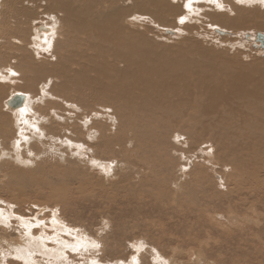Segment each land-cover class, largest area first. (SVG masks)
<instances>
[{
	"label": "rangeland",
	"instance_id": "obj_1",
	"mask_svg": "<svg viewBox=\"0 0 264 264\" xmlns=\"http://www.w3.org/2000/svg\"><path fill=\"white\" fill-rule=\"evenodd\" d=\"M122 1L119 2L122 4ZM135 1L138 0H130L124 6L132 11V16L128 15L125 21L139 27L135 33L146 37V44L150 46L146 45L145 50L152 61L161 60L160 63L166 65L174 59V65H180L191 60L200 63L202 72L222 70L228 73L229 70L232 72L233 66L221 63L219 58L226 59L225 62L235 61L244 69L264 60V50L259 49L256 42V35L264 34V26L256 28L249 24L248 28L224 29L214 27L215 23L206 17L209 12L226 19L234 18L235 12L227 14L232 12L233 6L242 12L257 9V15L263 16L264 4L246 5L240 0H214L208 4L206 1L192 2L190 7L196 14L192 10L191 20L182 14L176 21L174 17L172 25H162L150 13L139 18L140 13L133 9L138 5ZM166 1L172 3L174 0ZM9 3L0 5V20L7 21L0 25V74L2 70L8 75V68L15 72L4 81L0 78V88L4 87L0 89V264H25L24 257L18 256L17 248L26 246L23 237L26 238L27 233L37 240L44 239L43 248L60 250L56 255L60 259L57 260L38 249L30 252L25 247V257L28 260L33 258V264H264V173L258 174V169V177L255 176L258 180H251L246 175L248 172L234 171L231 166L223 165L215 157L221 152L218 151L219 143L205 141L216 136L215 132L220 131L218 128L211 129L201 139L200 134H190L191 127L187 123L176 131H159L165 137L161 140L150 135L153 130L155 132L154 122L146 126L141 124L138 127L143 134L142 140L137 141L134 149L128 141L132 136L131 128L110 109L96 107L86 123L79 116L82 111L73 114L72 105L52 108L51 100H59L56 97L37 100L42 87L49 91L53 84L56 88L61 84L57 73L61 60L55 57L63 53L60 51L63 44L59 41L50 53H42L39 57L42 59H39L32 55L36 51L34 47H25L26 40L22 37L18 38V44L13 43V35L8 31L11 29L9 18L4 14H10L21 4ZM116 4L119 6L118 2ZM105 6L108 8L109 4ZM45 11L40 7L36 14L43 16ZM259 12L263 13L260 15ZM60 30L61 34L68 33L65 27ZM161 56L166 58L163 60ZM211 63L212 67L204 68ZM53 64L57 66L53 67ZM41 65L46 66L47 71L42 72L43 78L36 80L32 73ZM195 70L193 68L191 72ZM19 93L29 95L31 104L25 116L29 119L37 117L35 122L27 119L23 125L21 116L17 122L14 115L25 105L14 112L7 107L9 97ZM69 109L73 113L68 120L76 132L63 124L64 130L59 131L69 140L66 136L58 139L54 136L51 139L55 142L50 148V141L45 138L48 133L41 137L39 131L43 124L48 128L56 127L53 120H65L64 115ZM101 110L106 112L101 113L102 119L98 112ZM49 112L53 119L47 115ZM262 121L264 119L259 122ZM37 122L41 124L40 128ZM95 125L97 130L93 132L97 135L85 137ZM20 127L22 133L19 134ZM106 127L110 130L108 135L115 139L111 151L100 146L101 131H106ZM251 127L250 132L253 134L254 131L257 138L264 137V126L253 123ZM223 128L232 135L234 130ZM242 129V135L248 133ZM16 139H21L18 147L23 149L19 148V151ZM218 141L222 143V138ZM244 141L247 142V138ZM76 147L86 150L87 154L77 157L78 153H72ZM263 150L264 147L259 149L258 156L262 164L264 154L261 158L260 155ZM14 153L29 158L32 164H18ZM104 163L109 166L108 174L102 169ZM254 181L259 188L252 192ZM167 192L171 193L170 197L164 196ZM58 246L62 248L58 249Z\"/></svg>",
	"mask_w": 264,
	"mask_h": 264
},
{
	"label": "bare ground",
	"instance_id": "obj_2",
	"mask_svg": "<svg viewBox=\"0 0 264 264\" xmlns=\"http://www.w3.org/2000/svg\"><path fill=\"white\" fill-rule=\"evenodd\" d=\"M13 1L16 2V4H21V7H18V9L14 8L13 12H9L10 14L1 13L9 18L8 26L11 25V27L9 26L11 29L8 31H11V34L13 35V43H19L18 38L22 37L23 40H26L24 41L26 44L25 47L32 46L36 49L35 53L32 55L37 56V58L42 57V53L44 52L50 53V51L53 50V46L56 47V44L59 41L61 42V45L63 44L61 46L63 48L60 50L63 51V53L57 54L58 57H55L61 60L59 61V70H57L61 84L58 88L53 84L51 86L52 88H49V91H47L45 87H42V91H40L41 95H39L37 100L41 101L42 99H49L48 97L50 96L52 98L56 97L59 100H51L52 102L50 105L52 108L57 107L58 109H62L64 108V105H72L74 113L69 109L64 115V118H66L65 120H53L52 123L55 122L54 125L56 127H49V129L47 126L44 127V124L42 125L43 127H41L39 133L41 137L48 133V136L44 137L49 139L50 143L48 146L50 148L51 144L55 142L52 141V137L64 138L66 136L62 134L63 132L61 133L59 131L64 130L63 124L72 128L74 131L73 133L76 132V128L71 125L68 120L72 118H69L72 113L76 115L77 110L82 111L83 114L79 116L87 123L89 122L90 116H93V110L96 107L102 108L103 110L108 108L121 119V122L124 121V123L129 126L128 128H131L132 136L128 138V141H130L129 145H132L134 149L138 144L137 141L142 140L143 134L141 128L138 127L141 124L146 126L151 124V122H154L155 132L153 130L152 133V130L149 129V132H151L150 135H152V137H159L161 140H164L165 137L163 138V135L160 134L159 131L163 132V130L169 131L171 129L176 131L181 125H186L187 123H189L191 127V133H189L192 135L200 134L202 137L201 139L209 134L211 129L218 128L220 131L215 132L216 136L211 139H206L205 141L209 140L210 142V140H215L214 143H219L221 147L218 151L221 152L217 155L215 154V157L219 159L223 165L231 166L234 171L237 170L243 173L248 172L246 175L249 176L248 179L251 178V180L256 179L255 176H257L258 169V174L264 173V164L259 162L258 157L259 149L264 147V137L257 138L254 131L253 134L250 132L253 123H259L264 126V121L259 122L261 119H264V60L257 61L250 69H244L240 64L235 63L233 60V62H225L226 59L223 60L219 58V61L222 60L221 63L231 64L230 67L233 66L231 67L232 72L229 70L228 73H225L222 70L216 73L202 72L200 68L203 67L200 63L198 62L197 64L191 60H186L180 65H174L173 59L164 65L160 63L161 60L158 62L156 59H153V61L150 59L145 50L146 45L150 46V44H146V37L141 36L139 33H135L136 29L139 27L134 24H127L125 21V19L129 18L128 15L132 13V11H130L131 9L124 8L130 0L122 1L123 5L119 2L121 0H0V5L4 2H10L9 4H11ZM147 1L148 0L135 1L138 5H135L133 9L136 8L140 13L139 18L150 13L155 20L157 17L156 21L162 25H172L174 17L176 16V21L182 14L184 15L183 17L190 19L192 16V10L194 11V14H196V11L190 7L192 2L206 1L207 4L209 1L214 2V0H174L176 1V4L174 5V1L172 3L166 0H149L150 3ZM240 1L246 5L261 3L259 6H262V4H264V0ZM117 2L121 5L119 4V6H117ZM106 3L109 4L108 8L105 6ZM73 5L81 7L78 9ZM181 5L182 7H180ZM220 5L222 4L220 3ZM240 5L238 7H240ZM40 7H43L44 11L48 10L44 12L43 16H45V19L43 16L38 17L36 14V11H38ZM207 7L210 8V6ZM185 10L187 14H184ZM243 10L245 9L243 8ZM234 12L236 15L231 19H226L219 13V15H217L209 12L206 13V17H208L212 23H215L213 24L214 27H224V29H239V27L248 28L249 24H254V27L256 28L264 26V20H260V18H264V15L258 16L257 9H249L248 12H246V10L242 12V10L236 9L235 6H233L232 12L227 14L232 15ZM260 12L259 14L261 15L263 12ZM227 14L225 16L230 17V15ZM251 14L252 16H250ZM3 22L4 25L7 23V21L5 22L1 19L0 25ZM139 24L140 23H138V25ZM64 27L68 30L66 31L68 32L66 35L61 34L62 31L60 29H64ZM8 36L9 35L7 34V38ZM157 48L158 46L155 47L154 50H157ZM157 55L160 56L161 54L159 55L158 53ZM29 56L31 59V55ZM161 57L163 60L166 58L164 56ZM155 58L160 59V57ZM219 61H215L214 63L218 64ZM55 66L57 65H54L53 67ZM209 67H212V63L204 65V68ZM193 68L196 70L191 72ZM5 69L4 71H6ZM46 71L47 67L41 65L36 68V71L32 74H34V78L37 80L43 78L42 75L44 73L42 72ZM9 75L14 76L15 72L8 68V75H5L1 70L0 78L4 81L5 79L10 78L7 77ZM3 88L4 87L0 89ZM30 88L32 87L30 86ZM20 94L21 93L16 95L25 97L23 104V106H25H22L23 110L18 111L17 115H14L17 117V122L20 116L23 117V125H26L27 119L35 122L37 117H34V119L26 117V112H29L31 104L29 95ZM13 96L9 97V100ZM8 101L6 103L7 107L13 110V112L16 109L21 108L18 107L13 109L9 107ZM103 110L98 111L100 118ZM87 112L89 115H85L88 114ZM167 112L172 116L174 115V118L167 114ZM104 113L102 115H104ZM47 115L50 116V119H53L51 112ZM110 117L112 118V116ZM175 117H178L179 119H175ZM111 118L109 120H113ZM40 125L41 124L35 126L40 128ZM223 126L229 130H234L232 135H228V132H224L225 129ZM68 127L65 128L69 129ZM241 128H244L242 130H246L248 133L242 135ZM94 129L97 130L96 125L86 132L87 135L85 137H88L89 135L96 136V132H93ZM105 130L106 131H101L102 141L100 146L104 150L111 151V149L114 148L115 139L108 135L110 130L107 127ZM146 130L148 129L146 128ZM18 133H22L21 127ZM218 138H222V143L218 141ZM246 138L247 142L244 141ZM30 139L31 138L28 140ZM20 140L21 139H16V148L18 151L19 148H21L18 147L20 146ZM66 140H69L68 136H66ZM56 141L60 142V140ZM67 143H69V148H72L70 142ZM87 143H89V140ZM44 145L46 146V144ZM8 149L9 148L7 147V150ZM75 150L76 151L73 152L70 151L72 153L75 152V154L78 153L76 154L77 157L81 158V154H87L86 150L80 149L79 147H76ZM263 154L264 150L260 155V158ZM14 157L18 164H27V166L32 164V161L28 160L29 158L25 159L18 155V153L15 154ZM21 157L23 160H21ZM3 159H5V157H3ZM10 159L12 160V158ZM91 161L94 162V160ZM144 164L147 165L146 163ZM140 165L142 166V164ZM101 166H103V171L108 174L109 166L105 165V163ZM36 174L37 173H35V175ZM253 183L254 187L252 186V192L259 188L257 181H254ZM158 188H163V186H158ZM160 195L162 194L160 193ZM168 195H171V193L167 192L164 196L167 197ZM23 238L25 240L23 244H26V246H18L19 248H17V251L18 256L20 255L24 257L23 260L25 264H33L31 261L33 258L28 260L25 257L27 254L26 249H29L30 252L31 249H35V251L38 249L46 256H52L57 258V260L60 259V257L58 258L56 256L60 250L55 248H43L45 246L43 242L44 239L37 240L28 233L26 237L27 240L25 237ZM95 244L98 245L97 242ZM61 248L62 247L59 248L58 246V249ZM61 253L64 254V252ZM93 264L98 263L95 262Z\"/></svg>",
	"mask_w": 264,
	"mask_h": 264
},
{
	"label": "water",
	"instance_id": "obj_3",
	"mask_svg": "<svg viewBox=\"0 0 264 264\" xmlns=\"http://www.w3.org/2000/svg\"><path fill=\"white\" fill-rule=\"evenodd\" d=\"M256 42L259 44V49L264 50V34L258 33L256 37ZM258 48V46H256ZM25 97L14 95L9 101L8 106L16 109L22 107L24 104Z\"/></svg>",
	"mask_w": 264,
	"mask_h": 264
}]
</instances>
